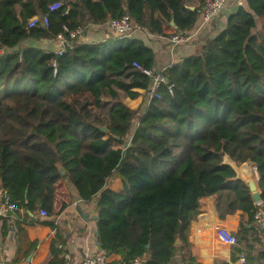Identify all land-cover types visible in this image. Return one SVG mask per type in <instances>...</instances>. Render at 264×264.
I'll use <instances>...</instances> for the list:
<instances>
[{"label": "trees", "instance_id": "trees-1", "mask_svg": "<svg viewBox=\"0 0 264 264\" xmlns=\"http://www.w3.org/2000/svg\"><path fill=\"white\" fill-rule=\"evenodd\" d=\"M56 2L61 7L48 13ZM188 2L0 0V50H10L0 53L2 192L16 210L38 207L50 216L56 184L66 178L83 201H96L100 249L120 257L110 264H169L176 257L200 264L188 236L208 197L220 220L242 212L231 262L244 256L264 264V249L253 253L264 235L245 184L250 163L264 205V36L255 32L254 18L264 30V0H247L250 12L237 7L196 54L161 71L167 85L144 110L121 101L135 99L138 90L148 93L152 83L132 66L152 71L154 55L142 42L70 43L60 54L21 45L60 34L70 42L69 33L82 32L88 19L105 24L125 16L162 35L157 13L172 17L175 33L185 34L199 16ZM46 14L48 27H28ZM115 178L118 191L110 188ZM62 244L57 235L46 264H66Z\"/></svg>", "mask_w": 264, "mask_h": 264}, {"label": "crops", "instance_id": "crops-1", "mask_svg": "<svg viewBox=\"0 0 264 264\" xmlns=\"http://www.w3.org/2000/svg\"><path fill=\"white\" fill-rule=\"evenodd\" d=\"M201 4L200 0H189L186 6L187 8H193V10L198 9L199 16L194 28L185 33L190 39L184 44L177 46L170 45L168 39L173 34H176L177 29L170 25L173 20L172 17L166 20L160 13H157L156 16L162 19L164 23V34H153L146 29L136 28L126 37L127 39L142 42L144 46L152 51L154 55L152 72L160 73L170 65L196 54L204 40L216 36L224 29L228 15L237 7L241 6L250 12L247 0H226V8L221 15L209 23H203ZM167 13L170 14L169 11ZM254 18L256 23L255 32L259 36H264V30H262L263 20L258 17ZM108 40H115V36L108 29L107 23L93 24L88 19L81 35L74 40H70V42L66 39H58L57 37L50 39H29L21 47H33L49 53H59L64 52L70 43L95 44ZM0 53L7 54L10 53V50H3ZM137 92L139 95L135 99L131 100L123 96L121 101L131 109H138L142 106L144 110L148 105V94L143 90H138ZM225 157L224 163L230 165L235 170V167H237L235 163L232 161L233 164L228 163ZM249 164L245 163V165ZM250 165L254 166L253 164ZM247 172L250 181H256L258 187L256 172L254 173L253 170H247ZM56 188L53 214L50 216L40 217V209L38 207L34 211L18 209L7 216L0 208V264H46L50 259L51 243L57 235L63 242L62 249L65 252L64 258L66 264H80L86 257L104 255L98 244L99 234L97 235L98 228L96 221L87 218V215L90 213L98 214L96 201H83L66 178H62L56 184ZM110 188L118 191L121 188L120 179L115 178L111 182ZM1 191L2 189L0 190V198L2 197ZM201 204V211L196 219L191 222L188 236V241L193 246V252L197 261L200 264H241L238 260L231 262L232 247L218 240L214 226L221 225L230 233L236 234L241 222L242 212L237 211L235 214L227 215L224 220H220L216 212L215 199L213 197L203 199ZM4 223L8 226L7 231L4 228ZM18 226L24 231V234L20 235V237L18 235ZM259 237L260 241L255 245L254 255L264 249V237L261 235ZM33 243H35V248L31 250V244ZM106 258L108 264L120 260L118 255H110L106 256ZM141 261H136L135 264H141ZM169 264H180L179 257H176ZM245 264L249 263L245 262ZM252 264L257 263L254 262Z\"/></svg>", "mask_w": 264, "mask_h": 264}, {"label": "built area", "instance_id": "built-area-1", "mask_svg": "<svg viewBox=\"0 0 264 264\" xmlns=\"http://www.w3.org/2000/svg\"><path fill=\"white\" fill-rule=\"evenodd\" d=\"M60 7H61V3L56 2L49 6L48 13H52L58 10ZM225 8H226V0H203L201 4V18L203 20V23H209L210 21L216 19L218 16L221 15V13L225 10ZM48 17L49 14H46L40 18L33 17L32 19L29 20L28 27L32 28L37 25H41L46 28L48 27ZM107 27L115 37H120V38L128 37L134 29L138 28L133 24V22L130 20L128 16L122 17L121 19L109 20L107 22ZM80 34H81V30H76L69 33V37L71 40H74L78 38ZM57 38L61 40H65L62 34L58 35ZM189 39L190 37L188 35L178 33L170 36L168 40L171 46H177L188 42ZM60 53L62 52H59L58 54ZM132 66L135 69L141 71L146 76L152 78V83L147 93L148 99L149 100L160 99L158 90L160 89L161 86L167 85V81L162 76L161 72L154 73L152 71L145 70L136 62H134ZM167 88L171 93L170 86ZM1 195L3 201L0 204V208L4 211L5 215L7 216L8 214L15 212L16 208L12 203H10L6 193L1 191ZM254 205L256 207V211L254 214V223L261 232V234L264 235V210L262 209L261 203H257ZM39 215L40 217H47V212L45 210L40 209ZM214 228H215L216 236L221 243L231 247L237 245L236 234L230 233L227 229H225L221 225H215ZM238 261L241 264H245V257L240 256ZM80 264H108V263L106 256L101 254L93 257H86L80 262Z\"/></svg>", "mask_w": 264, "mask_h": 264}, {"label": "water", "instance_id": "water-1", "mask_svg": "<svg viewBox=\"0 0 264 264\" xmlns=\"http://www.w3.org/2000/svg\"><path fill=\"white\" fill-rule=\"evenodd\" d=\"M189 8V7H188ZM190 10H193V8H189ZM170 25L177 29V26L175 25L174 21L172 20ZM102 131H105V128H101ZM254 167V166H253ZM59 171H60V174L62 176L65 175V171L62 169V168H59ZM257 174V173H256ZM247 188H248V191L251 195V198H252V201L254 204H257V203H261L262 204V199H261V193L258 191V187H257V183L256 181H249L247 183H245ZM2 189V186H1V183H0V190ZM262 209L264 210V205L262 204ZM85 217V216H84ZM99 215L96 214V213H90L89 215H87V218H89L90 220L92 221H96L98 219ZM99 233L97 232V235ZM98 244L100 245V243L98 242ZM176 244L179 245L180 242L179 240L176 241Z\"/></svg>", "mask_w": 264, "mask_h": 264}, {"label": "bare ground", "instance_id": "bare-ground-1", "mask_svg": "<svg viewBox=\"0 0 264 264\" xmlns=\"http://www.w3.org/2000/svg\"><path fill=\"white\" fill-rule=\"evenodd\" d=\"M251 168V169H250ZM247 170L248 171H254V173L256 172V170L252 167V166H250V165H247Z\"/></svg>", "mask_w": 264, "mask_h": 264}, {"label": "rangeland", "instance_id": "rangeland-1", "mask_svg": "<svg viewBox=\"0 0 264 264\" xmlns=\"http://www.w3.org/2000/svg\"><path fill=\"white\" fill-rule=\"evenodd\" d=\"M122 97H123V96H122ZM122 97H121V98H122ZM107 100H108V99H107ZM121 100H122V99H121ZM122 102H123V101H122ZM134 110H135V109H134ZM243 165H244V164H243ZM249 165H250V164H249ZM241 166H242V165H241ZM250 166H251V165H250Z\"/></svg>", "mask_w": 264, "mask_h": 264}]
</instances>
